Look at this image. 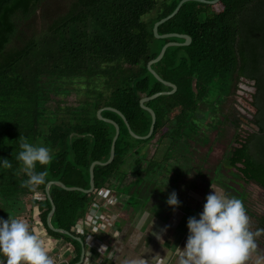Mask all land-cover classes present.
<instances>
[{"label": "trees", "instance_id": "1", "mask_svg": "<svg viewBox=\"0 0 264 264\" xmlns=\"http://www.w3.org/2000/svg\"><path fill=\"white\" fill-rule=\"evenodd\" d=\"M178 2L0 0V218L8 219L10 213L13 217L27 214L33 225L35 215L48 236L62 239L74 249L73 257L61 264L76 263L81 247L72 237L47 227L51 205L45 185L57 180L66 186L89 187V165L108 159L115 132L112 124L97 117L98 109L113 107L124 115L134 133L148 132L151 117L139 100L170 90L146 66L168 40L156 38L152 26ZM154 9L157 15L153 22L142 19ZM171 32L189 35L191 42L168 47L152 65L162 79L176 85V90L145 103L156 115L151 136L133 138L118 114L103 110L101 115L119 126L114 158L107 165L94 166L90 193L49 187L55 205L53 227L78 236L74 227L91 206L98 205L99 189L124 195L130 192L123 171L129 161H142L135 171L137 180L151 175L149 164L141 167L150 159L140 157V143L155 136L160 143L166 141L170 149L175 147L189 136L188 129L193 131L197 126L193 116L208 103L206 99L215 95L220 103L233 93L241 75L255 82L252 123L257 131L237 134L235 118L232 142L236 145H231L226 160L228 169L236 171L238 182L251 181L264 190V0L185 2L158 26L159 34ZM156 40L160 45L154 51ZM69 84L75 85L74 90ZM72 93L75 99L67 101ZM21 135L31 144L48 147L52 156L48 165H36L37 172L48 173L46 183L36 192L21 187L28 178L15 158L21 151ZM4 158L10 168L3 167ZM36 194L40 196L37 199ZM257 229H264V212L257 218ZM0 264H6L2 254Z\"/></svg>", "mask_w": 264, "mask_h": 264}, {"label": "crops", "instance_id": "2", "mask_svg": "<svg viewBox=\"0 0 264 264\" xmlns=\"http://www.w3.org/2000/svg\"><path fill=\"white\" fill-rule=\"evenodd\" d=\"M163 147L164 151L159 159L152 157L155 165L164 164L162 161L170 157L176 158L180 163L183 162L179 149H176V154L172 151L169 155L168 144ZM170 163L168 162L169 166ZM191 167L192 170H197L194 166ZM174 168L179 167L167 170L165 164L160 169L153 166L151 175H146L142 181L138 177L136 184H132V176L130 177L128 181L130 192L127 195L115 192L117 202L103 211L110 218V225L104 233L110 240L106 245V251L98 254L92 248L85 247L84 260L81 264H181L183 247L189 235L188 218L191 216L200 218L199 214L204 210L206 197L212 191L211 184L229 194L223 184L213 179L203 185L204 189H200L198 180L200 174L194 172L191 177L196 180L190 184V189L185 190V185L173 177ZM167 179V196L175 191L180 201V206L175 209L160 201L154 193L157 186L166 184ZM138 185L140 186L137 188ZM253 185L259 188L255 183ZM151 186L153 189L149 191ZM137 190L142 194L137 193ZM247 214L254 218L255 224L256 217L261 213H252L248 210ZM44 238L51 248L49 254L55 260V264L67 263L75 254L72 246L64 240L53 239L48 235ZM255 242L256 247L250 251L246 264H264V250L258 247V243L264 244V236L256 237Z\"/></svg>", "mask_w": 264, "mask_h": 264}, {"label": "clouds", "instance_id": "3", "mask_svg": "<svg viewBox=\"0 0 264 264\" xmlns=\"http://www.w3.org/2000/svg\"><path fill=\"white\" fill-rule=\"evenodd\" d=\"M19 141L21 151L15 158L28 177L21 187L36 192L48 175L46 170L37 172L36 165L50 163V149L29 143L22 135ZM2 164L5 168L12 166L7 158L2 159ZM211 188L200 218H188L189 235L181 264H246L256 247L255 238L264 234V229H250V218L241 199L227 195L213 183ZM167 204L174 209L180 206L175 191L169 194ZM50 251L44 234L26 219L11 213L8 219L0 218V254L6 257V264H55Z\"/></svg>", "mask_w": 264, "mask_h": 264}, {"label": "rangeland", "instance_id": "4", "mask_svg": "<svg viewBox=\"0 0 264 264\" xmlns=\"http://www.w3.org/2000/svg\"><path fill=\"white\" fill-rule=\"evenodd\" d=\"M156 15L157 11L154 9L145 14L142 19L146 22H153L156 18ZM159 45L160 40L154 41L152 49L156 51L159 48ZM249 84L251 85L252 81H250ZM236 85L237 80L235 82V86ZM67 86L74 90V84H69ZM250 90L252 89L249 86V91ZM74 95L75 93H72L65 99L67 101H72L75 99ZM249 101L250 95L246 92V90L237 91L236 87L233 90V96L222 104L217 101V97H215V95L211 97L209 96L206 99V102L208 103L202 104L198 109V115L194 114L193 116L197 126L193 129V131L188 129L187 133L189 136H184L179 142L177 141V147H172L175 148V150H172V148L168 149L169 155L172 153V151L176 154V149H179V153L183 160L182 163L185 167H182V163H180L179 160H176V158L173 159L172 157H170L171 159L169 158L163 160L162 163L167 165V170L171 169V167H179L178 169L174 168L173 177L185 185V190L190 189V184L192 185V183L196 180L195 178L191 177V174L193 172L199 173L200 175L198 180H200V189H204L203 185L211 179H213V181H218L225 186V190L230 196H235L241 199L245 206L250 208L252 213L262 214L264 212V190L259 186V188H256L253 185L254 183L251 184L248 182L246 184L243 181L238 182V175L236 171L228 169L226 160L231 145H236V143L232 142L235 126L233 125V121L230 122V119H233V117L234 119L239 118L238 127L236 129L237 134L239 133L242 136H246L248 131H257L255 125L253 123L246 122L240 113V110L242 109H245L244 111L249 114L254 112V107L250 105ZM227 108L228 110L232 109V115L226 117ZM157 139L158 138L154 136L148 139V141L140 143V146L138 145L139 148H142L140 150V157H146V160L150 159L147 160V162H143L144 166L141 167H145L146 164H149L150 167H158L159 169L163 167L164 164H156V166L154 162H152V157H155V159H159L161 157V154L164 151L163 146H165V144L167 145V143H165L166 141L160 143L157 141ZM140 157L139 160H141ZM167 161L171 162L170 166ZM131 163L132 162L129 161V166L127 163V165L123 167V171L125 172V175H127L126 178L128 179L126 180L129 181L130 177L132 176L131 182L136 184L138 181L135 171L136 169L140 168L142 161H137L133 164ZM191 166H194L197 170H192ZM196 176H198V174H196ZM139 186L140 185H138L137 188ZM153 186L149 187L148 190L151 191ZM167 188L168 179L165 185L157 186L154 192L159 200L164 204H167ZM110 190L116 192L113 189ZM25 215L29 217V215ZM26 216L21 218L27 220ZM249 218L250 229L255 232L257 222L254 224V218L251 215ZM258 245V247L264 250L263 243L261 245L258 243Z\"/></svg>", "mask_w": 264, "mask_h": 264}, {"label": "water", "instance_id": "5", "mask_svg": "<svg viewBox=\"0 0 264 264\" xmlns=\"http://www.w3.org/2000/svg\"><path fill=\"white\" fill-rule=\"evenodd\" d=\"M188 1H196V2H200V3H205V4H216L219 0H179V2L177 3V5L175 6V8L172 10L171 13H169L167 16L157 20L156 22H154L153 26H152V31H153V34L156 38H159V39H165V38H181L183 39L184 41L179 43V42H174V41H170V42H166L160 49L159 53L157 54L156 57H154L153 59L149 60L147 62V69L148 71L159 81L161 82L164 86L166 87H169L170 90H162V91H158V92H155L149 96H144L142 97L140 100H139V105L142 109L146 110L149 114H150V117H151V122H150V126H149V130L148 132L145 134V135H138L136 133H134L126 118L124 117V115L117 109L113 108V107H109V106H106V107H102L100 109L97 110L96 112V115L99 119L107 122V123H110L114 126V135L112 137V140H111V145H110V151H109V157L106 161L104 162H101V161H93L91 162V164L89 165V187L87 189H84V188H81V187H77V186H66L65 184H63L61 181H57V180H52V181H48L45 185V194H46V197L47 199L49 200V203L51 205V209L50 211L48 212L47 214V217H46V225L49 229L55 231V232H60V233H63V234H66L70 237H72L73 239H75L76 241L79 242L80 244V247H81V250H80V255H79V260L74 263V264H81L84 260V254H85V246H84V242L82 240V238L80 236H76V235H73L71 234L70 232L66 231V230H63V229H60V228H55L52 226L51 224V217L55 211V205L53 203V200H52V197L50 195V192H49V187L51 185H57L65 190H69V191H74V190H77V191H81L83 193H90L93 191L94 189V166L95 165H107L109 164L113 158H114V148H115V142H116V139L118 137V134H119V126L118 124L112 120V119H109V118H105L101 115V112L103 110H109V111H112V112H115L116 114H118V116L123 120V122L125 123L126 127H127V130L129 132V134L135 138V139H141V140H144V139H147L151 136L153 130H154V125H155V121H156V115H155V112L153 111L152 108H150L149 106H147L145 103L152 100V99H155L157 98L158 96H161V95H168V94H172L175 92L176 90V85L172 82H169V81H166L164 79H162L158 73L152 68V65L156 62H158L164 55L166 49L170 46H179V45H188L191 41V37L189 35H186V34H180V33H174V32H171V33H163V34H159L158 33V26L160 24H162L163 22L167 21L168 19L172 18L180 9L181 5L185 2H188ZM252 84H254V81H252ZM255 128L257 129V127L255 126Z\"/></svg>", "mask_w": 264, "mask_h": 264}, {"label": "built area", "instance_id": "6", "mask_svg": "<svg viewBox=\"0 0 264 264\" xmlns=\"http://www.w3.org/2000/svg\"><path fill=\"white\" fill-rule=\"evenodd\" d=\"M36 194L34 198H39ZM117 194L111 191L109 188H101L96 193V206H91L85 217L75 227L74 231L78 236H83L82 240L85 247L92 248L98 254L105 253L106 245L109 243V239L104 233L108 230L110 225V218L103 211L110 208L117 202ZM34 227L44 234L46 237L47 232L43 224L32 216Z\"/></svg>", "mask_w": 264, "mask_h": 264}, {"label": "flooded vegetation", "instance_id": "7", "mask_svg": "<svg viewBox=\"0 0 264 264\" xmlns=\"http://www.w3.org/2000/svg\"><path fill=\"white\" fill-rule=\"evenodd\" d=\"M174 33H178V32H174ZM180 34H183V33H180ZM172 38H174V37H172ZM166 39H168L166 42H170V41H174V42H179V43H181V42H183L184 40L183 39H181V38H177L178 40H169V39H171V38H166ZM165 42V43H166ZM191 42V41H190ZM179 46H181V45H179ZM250 81H253V80H250V79H248L245 75H241V76H239L238 78H237V85L235 86L236 88H237V91H243V90H246V92L250 95V101H249V103H250V105L252 106V107H254L253 105H252V102H253V95L254 94H256V86H255V82H254V84H249V82ZM249 86L251 87V89L252 90H250L249 91ZM245 88V89H244ZM247 88V89H246ZM233 96V93H231V94H229V95H226L225 97H224V99L220 102V104H222V103H224L225 101H227L229 98H231ZM219 104V106L221 107V105ZM228 104H229V102H228ZM237 107V106H236ZM237 109H238V107H237ZM240 110V109H239ZM245 109H242V110H240V113H241V116L246 120V122H249V123H252V119H253V115H254V113H255V108H254V112L252 113V114H249V113H247V112H245L244 111ZM229 113V114H228ZM244 113V114H243ZM231 116L232 115V109H230V110H228V108H227V113H226V117L227 116ZM238 120H239V118H237ZM231 121H233V123H234V117H233V119H230V122ZM238 123H239V121H238ZM261 215V214H260ZM258 217H256V219H257Z\"/></svg>", "mask_w": 264, "mask_h": 264}]
</instances>
